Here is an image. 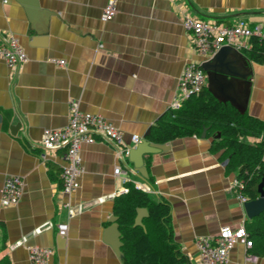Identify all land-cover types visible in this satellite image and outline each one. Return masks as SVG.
Instances as JSON below:
<instances>
[{
  "label": "crops",
  "instance_id": "1",
  "mask_svg": "<svg viewBox=\"0 0 264 264\" xmlns=\"http://www.w3.org/2000/svg\"><path fill=\"white\" fill-rule=\"evenodd\" d=\"M108 1L0 0V33L14 36L26 56L16 68L0 59V198L5 176L22 179L16 205L0 200V264H30L27 245L52 249L47 264H121L106 241L122 189L113 176L115 148L105 142L82 145L79 187L66 195L63 153L38 156L44 130L66 126L69 104L77 101L81 112L112 123L133 147L131 136L143 139L170 113L184 66L214 55L204 59L196 53L185 17L225 26L242 21L264 32V0H115V15L103 22ZM236 58L229 56L230 70L246 78L218 93L234 102L244 95L245 113L264 121V63L245 65ZM211 143L212 137L191 135L163 144V150L143 157L147 179L128 158L122 164L151 199L169 204L174 240L191 264L198 258L197 239L215 238L221 228L245 227L248 221L231 190L236 175L227 172V160ZM59 223L67 224L62 244ZM243 257L237 245L226 264H242Z\"/></svg>",
  "mask_w": 264,
  "mask_h": 264
},
{
  "label": "trees",
  "instance_id": "2",
  "mask_svg": "<svg viewBox=\"0 0 264 264\" xmlns=\"http://www.w3.org/2000/svg\"><path fill=\"white\" fill-rule=\"evenodd\" d=\"M249 48L242 52L247 60L264 63V39L252 36ZM212 137L211 149L227 160V172L235 173L242 183L240 193L246 202L259 198L257 187L264 183V121L239 113L228 103L216 100L204 86L199 94L189 97L182 107L161 119L147 141L163 145L173 139L202 135ZM254 139L250 143L248 140ZM264 190V186H263ZM137 208H145L143 228L133 226ZM113 213L121 234V264H191L174 240L170 206L155 201L146 192L129 185V191L115 198ZM252 242L251 253L264 258V211L245 224ZM4 264H8L4 262Z\"/></svg>",
  "mask_w": 264,
  "mask_h": 264
},
{
  "label": "built area",
  "instance_id": "3",
  "mask_svg": "<svg viewBox=\"0 0 264 264\" xmlns=\"http://www.w3.org/2000/svg\"><path fill=\"white\" fill-rule=\"evenodd\" d=\"M115 0H109L101 13V20L108 22L115 15ZM183 26L191 34L192 44L196 53L202 58H207L215 53L221 46H231L236 50L247 49L246 41L255 36L264 39V32L260 27L249 28L245 22H237L230 26L217 20H206L195 17H185ZM0 59L7 67L16 68L26 61V56L20 47L18 40L8 33H0ZM64 65L63 61L56 62ZM205 73L200 65L188 63L184 66L182 75L177 84L176 94L169 106L170 111H178L184 101L189 97L200 93L205 86ZM68 123L60 129L44 130L39 144V158L46 160L48 154L57 151L63 153L65 165L60 172L62 192L66 195L74 193L78 187V178L81 173L80 148L84 144L105 142L116 150L117 164L113 169V176L119 179L122 189L119 194H126L129 185L135 189L147 192V188L130 179L128 171L122 164L128 158L131 147L124 143L121 132L103 117L81 112L77 101H71L68 109ZM142 139L133 135L130 138L133 146ZM134 172V171H131ZM242 183L238 179L232 182L231 190L235 193L237 200L244 204L246 198L240 193ZM22 193V179L18 176H6L1 191V204L3 206H14L18 203ZM66 209L72 207L65 204ZM78 209H76L77 211ZM60 237L67 234V224L59 223L56 226ZM244 248L242 264H257L259 257L251 253L252 242L248 233L242 225L237 229L223 227L215 238H200L196 240L198 258L196 264H226L228 254L235 246ZM30 264H47L52 256L53 250L38 246H26Z\"/></svg>",
  "mask_w": 264,
  "mask_h": 264
},
{
  "label": "water",
  "instance_id": "4",
  "mask_svg": "<svg viewBox=\"0 0 264 264\" xmlns=\"http://www.w3.org/2000/svg\"><path fill=\"white\" fill-rule=\"evenodd\" d=\"M229 56H236V63L242 61L243 64L247 65V58L241 54L238 50L231 46L223 45L221 46L212 57L200 64L201 69L205 72L207 79V89L212 94V96L222 103H228L234 107L239 113L245 112L246 100L244 95L237 98L234 102L228 96L219 94L224 90L225 85L236 84L241 80H244L245 75H240L236 72L230 70V59ZM234 62V61H233ZM12 129V128H11ZM149 131H147L143 139L135 146L131 147L128 154V161L133 164V168L138 172V174L147 179V170L143 165V157L147 154H155L160 150L164 149L163 145L152 144L146 140ZM202 136H205V130L202 132ZM264 183L263 181L257 187L259 198L255 201L245 202L243 204L246 216L249 219L259 215L264 211ZM147 211L145 208H137L136 215L134 217L133 226H139L143 228L142 219L147 217ZM110 225L106 230V241L110 244L116 255L122 258V252L120 250L122 246L121 234L118 228L117 217L112 215L110 220ZM59 244L63 243V237L57 239Z\"/></svg>",
  "mask_w": 264,
  "mask_h": 264
},
{
  "label": "bare ground",
  "instance_id": "5",
  "mask_svg": "<svg viewBox=\"0 0 264 264\" xmlns=\"http://www.w3.org/2000/svg\"><path fill=\"white\" fill-rule=\"evenodd\" d=\"M9 69V68H8ZM6 177V176H5Z\"/></svg>",
  "mask_w": 264,
  "mask_h": 264
}]
</instances>
